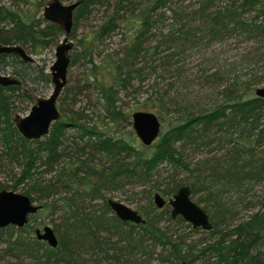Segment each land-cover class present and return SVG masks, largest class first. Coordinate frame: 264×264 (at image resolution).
Here are the masks:
<instances>
[{
    "label": "trees",
    "instance_id": "obj_1",
    "mask_svg": "<svg viewBox=\"0 0 264 264\" xmlns=\"http://www.w3.org/2000/svg\"><path fill=\"white\" fill-rule=\"evenodd\" d=\"M45 2L1 3L0 45H19L35 55L46 50L61 29L44 25L39 15ZM97 9L100 25L80 41L78 56L89 69L78 92L89 87L95 93L91 113L102 126L90 124L84 110L67 116L61 108L45 138L24 140L13 112L30 107L15 101L30 100L22 91L29 82L46 87L50 78L17 56L0 55V72L22 67L11 71L21 86L0 87L1 153L20 168L10 185L0 183V191L20 189L42 206L23 228L0 229V264H138V256L158 247L167 251L166 262L191 264L192 248L160 227L182 219L153 202L155 193L167 200L182 186L189 187L192 200L199 196L195 203L209 216V233L218 235L197 252L204 264L211 257V264H264V99L254 95L264 86V0H83L73 28ZM119 33L124 38L116 51L98 50ZM226 48L235 51L232 63L219 62ZM196 54L208 55L211 65L192 70ZM140 95L161 123L168 122L149 147L122 126L132 125L123 98ZM70 129L77 138L65 145ZM257 186L263 194L250 195ZM129 190L150 209L136 210L144 224L108 216L105 194ZM239 207L258 210L241 221ZM46 210L59 213L55 249L38 241L39 225H31ZM229 220L238 223L226 228Z\"/></svg>",
    "mask_w": 264,
    "mask_h": 264
},
{
    "label": "water",
    "instance_id": "obj_2",
    "mask_svg": "<svg viewBox=\"0 0 264 264\" xmlns=\"http://www.w3.org/2000/svg\"><path fill=\"white\" fill-rule=\"evenodd\" d=\"M83 0L64 4L61 0H49L42 11V18L53 25L58 26L64 33V38L55 47V60L49 67L51 93L46 98L37 99L28 113L14 118V127L18 134L26 141H38L45 138L53 123L60 119L58 109V99L66 85L67 70L70 64L69 52L72 44L69 36L73 28V16L76 9ZM1 54H12L21 61L33 64L32 57L27 51L19 46L0 45ZM22 83L19 78L3 75L0 72V87H18ZM254 95L264 99V86L255 88ZM132 130L140 144L145 147L151 146L162 133V123L159 117L152 112L136 111L131 115ZM107 205L112 213L121 221L135 225L144 224L145 220L136 211L127 205L113 199H107ZM153 202L157 209L169 206L172 219L180 217L189 223L193 229L200 228L206 232L212 230V224L208 214L197 205L192 199L188 186H182L169 199H165L159 193L153 195ZM42 209L41 205L31 202V200L18 192L12 190L0 191V229L12 226L23 228L28 223V218L37 214ZM34 236L38 241L55 249L58 246V239L49 225L38 228L34 231ZM180 264H187L181 262Z\"/></svg>",
    "mask_w": 264,
    "mask_h": 264
},
{
    "label": "rangeland",
    "instance_id": "obj_3",
    "mask_svg": "<svg viewBox=\"0 0 264 264\" xmlns=\"http://www.w3.org/2000/svg\"><path fill=\"white\" fill-rule=\"evenodd\" d=\"M47 3L49 0H45ZM76 0H69V1H63L64 4H68L71 2H74ZM6 4L10 5L11 0H0V4ZM43 11V10H42ZM42 11L40 12V18H42ZM98 9L89 17L86 19L78 22V25L76 28H73L71 31V34L69 36V41L72 44V49L69 52V58L70 63L73 62V64L68 68L67 70V76H66V85L58 99V109L64 108V111L61 112V115L65 114L69 116V114L73 113H81L82 110L83 114L88 116V119L90 120V124L101 125L99 119L96 115H93L91 113L92 104L95 105V93L88 87V89L85 92H78V88H80L85 79V75L88 73L89 65L84 64L79 56L78 53L81 50V43L80 41L83 39L85 35H87L90 31H93L96 29L98 25H100L102 21V14L101 12H97ZM44 25L48 24L43 18H42ZM64 38V33L61 30L60 34H58L57 39H55L50 46L43 50V52L39 55H35L30 50H27V53L32 57L33 64H30V66L36 70L44 69V72L48 75L49 67L52 65V63L55 60L54 57V50L55 47L58 46V44L61 42V40ZM124 36L122 33H119V35H116L112 37L111 39L105 41L102 46L99 47L98 50L102 49L104 53H110L113 51H116V49L120 46ZM97 52V51H96ZM96 52L94 50V61L96 63L99 62L100 58L96 55ZM222 55L220 56V63L228 62L232 63L233 60H235V51L229 50V48L224 49L222 52ZM208 55H200L196 54L191 57V64L190 67L192 70L198 71V70H205L208 68V65L211 64L207 63ZM190 62V61H189ZM70 65V64H69ZM13 68L16 69H22L19 65H14L7 67L4 71L2 70L3 75H10ZM27 73V71H26ZM30 78H33V75L30 76ZM50 78V77H49ZM39 81H36L35 83H28V86L24 88L22 91L25 92L30 98V100H26L23 103L20 102L19 99H16L15 105L19 106L20 108L24 107H31L34 105L37 101V99L40 98H46L51 93V84L47 85L46 87L43 86L42 83H38ZM197 91V88H195ZM74 93L76 94L77 102L73 104L75 97L73 96ZM60 100L63 101V105L60 104ZM123 101H125L126 105L123 106L124 112L128 114L129 121H131V115L132 113L136 111H144V112H153V110H150L149 108L145 107L142 103L143 97L140 95L138 97H128L123 98ZM30 109V108H29ZM27 112H19L14 113L13 116H19L23 117L28 113ZM100 114V113H98ZM124 127V131H132V125L128 126L125 123L122 124ZM168 127V122L166 121L164 124L162 123V130ZM75 137L77 138L76 134L73 130H66L65 131V145L70 144V141L75 140ZM3 148L0 143V183L2 185H10L13 181V175L17 174L20 170L19 167L16 165H10L8 163V160L5 156L2 155ZM201 154H197L196 157H200ZM165 177V174L162 175V178ZM21 190L18 189V193ZM135 191H124V192H118V193H106L105 197L107 199H113L117 200L119 202H122L123 204L127 205L133 210L140 211L139 207L145 208L148 211L150 210L149 207L146 205L145 201L141 198L138 199L136 196H133L132 193ZM263 194L262 188L260 186H257L250 192V195L253 196H261ZM198 197H194L193 201L197 203ZM101 201L93 202V204L96 205V208H99ZM201 208L203 207V204H198ZM258 210V207H255L254 209H243L241 207L236 208V212L238 213V220L244 221L247 220L249 216H251L253 213H255ZM113 215V213H109L108 216ZM58 217L59 213L56 212V214H51L49 210H46L42 215L36 216L34 218V222L32 220L31 225H39L38 228H42L45 225H49L54 229V224H58ZM238 222L234 221L232 222L229 220V224L226 226L229 229L233 228L235 224ZM234 225V226H233ZM233 226V227H232ZM160 227L165 230L168 236H170L175 241H181L184 242V245H188L192 248V252L194 254L190 256L189 259H193V262L191 264H204L203 257L198 256L199 250L204 248L207 245L212 244L213 242H216L218 240V235L210 234L209 232H206L204 230H201L200 228L193 229L192 226L185 222L184 220L178 221V220H172V221H165L162 222ZM221 230V229H220ZM224 231V230H222ZM115 241V239H113ZM162 251L161 247H158L155 249V252L152 253V255H146V256H138V264H170L169 262L165 261V258L167 257V251ZM161 253V254H160ZM160 254V256H159ZM161 257V258H160ZM190 259V260H191ZM208 262L211 264L215 261L213 257L208 258Z\"/></svg>",
    "mask_w": 264,
    "mask_h": 264
}]
</instances>
